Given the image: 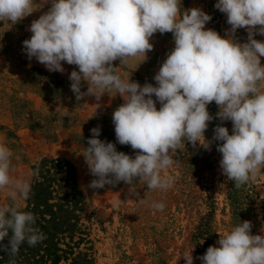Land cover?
<instances>
[{
    "label": "clouds",
    "instance_id": "9594fccd",
    "mask_svg": "<svg viewBox=\"0 0 264 264\" xmlns=\"http://www.w3.org/2000/svg\"><path fill=\"white\" fill-rule=\"evenodd\" d=\"M45 4L50 7L31 22L32 35L22 42L27 58L61 74L63 63L75 66L69 80L77 101L116 92L123 99L112 113L116 141L136 152L133 158L117 151L114 143L99 139V126L92 128L81 154L95 177L90 188L139 180L148 190L167 192L175 183L174 176L164 174L175 163L171 153L186 143L210 151L218 142L221 173L236 189L264 170V41L255 39L264 36V0H217L214 7L230 25L223 37L206 28L209 14L199 7L185 10L181 0H0V21L15 25ZM238 29L246 30V42L235 38ZM156 33H172L174 47L153 77L155 85L123 78L118 66L137 57L143 63ZM212 102L218 107L215 117L208 110ZM214 119L221 123L208 140L205 132ZM225 121H231V134ZM12 157L0 143V190L6 189L12 201L0 205V242L8 238L0 250L9 257L25 242L34 247L46 239L34 214L20 210L18 200L27 201L32 189L28 179L11 176ZM150 207L163 211L166 204L153 201ZM252 226L244 220L217 232L218 246L196 259L264 264V235H253ZM192 251L182 256L185 264H194Z\"/></svg>",
    "mask_w": 264,
    "mask_h": 264
},
{
    "label": "rangeland",
    "instance_id": "374dc122",
    "mask_svg": "<svg viewBox=\"0 0 264 264\" xmlns=\"http://www.w3.org/2000/svg\"><path fill=\"white\" fill-rule=\"evenodd\" d=\"M216 2L181 0L183 9L199 7L209 14L212 19L206 28L223 37L230 25L226 15L214 7ZM49 7L45 4L15 25L0 21V143L13 152L11 176L31 183L30 198L18 200L20 210L33 213L46 227L52 219L50 210L60 212L56 220L62 228L72 224L73 231L57 232L54 240L46 237L34 247L25 242L15 257L0 250V264H10V260L15 264H51L46 246L53 252L56 247L62 256L58 264H185L182 256L192 249L194 264H202L196 257L209 246H218L217 232L230 231L240 221H251L252 234L264 235V170L255 181L236 189L221 173V154L215 141L210 151L186 143L171 153L175 163L164 174L174 176L175 183L167 192L148 190L139 180L131 186L123 182L101 189L88 186L95 177L81 154L92 128L99 126V139L114 143L117 151L133 158L136 152L116 141L112 113L123 103L116 92L106 93L100 100L86 96L77 101L69 80L75 66L62 62L65 72L61 74L27 58L22 42L32 35L28 28ZM247 35L245 29H238L235 38L246 42ZM255 39L264 41V36ZM150 42L154 48L143 63L140 57L123 66L114 62L123 78L131 76L141 85H155L153 77L174 42L172 33H156ZM261 63L264 65V57ZM86 90V86L81 89ZM156 106L159 109L158 101ZM208 110L215 117V102ZM220 123L219 119L209 123L206 139L212 140L213 129ZM223 126L231 134V121ZM45 160H62L67 165L76 189V200L69 208L63 198L70 190L64 182H47L51 183L49 193L36 192V185L44 180L38 169ZM64 176L60 173L58 178ZM153 201L164 202L165 209L154 210L150 207ZM5 204H12L6 189L0 190V205ZM40 230L45 232V228ZM7 244V237L0 242Z\"/></svg>",
    "mask_w": 264,
    "mask_h": 264
},
{
    "label": "trees",
    "instance_id": "16d2710c",
    "mask_svg": "<svg viewBox=\"0 0 264 264\" xmlns=\"http://www.w3.org/2000/svg\"><path fill=\"white\" fill-rule=\"evenodd\" d=\"M65 165H64V162L62 160H45L41 164V166L39 167L40 169H38V170H40V173H42L44 180L38 182V184L35 187V190H36V192H38V194L49 193L48 189H50L51 183L46 184L47 182H53L56 185H58V183H60V182H64V187L70 190V191H68L67 194L64 195V198H63L65 203H67L68 208H69L70 206H72L74 204V202L76 200V193H75L76 189L74 190V188H73L74 186L71 185V177L69 176V172L67 170V165L66 166ZM60 173H65V176L62 178H58ZM58 188L60 189L61 187L58 186ZM68 197H71V200H68ZM62 207H63V205H59V210H62ZM57 214L59 215L60 212L53 213L50 210V215H51L52 219L48 221L50 223L49 227H46L44 224H41L38 220L37 221L35 220V225L39 229L45 228L44 234L47 237V240H49V239L54 240L55 234L57 232L63 231V233H72V231H73L72 224H70V226L66 225L62 228V226H63L62 223L58 222L56 220ZM52 232H54V233H52ZM59 240L60 239H58L57 241H59ZM48 248L49 247L46 246L45 250H46V252H48V258H50L51 264H58V262L61 260L62 256L57 254L58 250L56 249V247H55L54 252Z\"/></svg>",
    "mask_w": 264,
    "mask_h": 264
}]
</instances>
